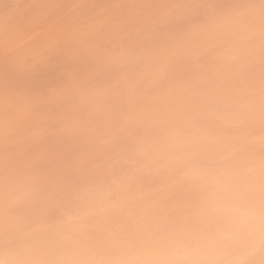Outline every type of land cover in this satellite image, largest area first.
Segmentation results:
<instances>
[{
    "label": "clouds",
    "instance_id": "obj_1",
    "mask_svg": "<svg viewBox=\"0 0 264 264\" xmlns=\"http://www.w3.org/2000/svg\"><path fill=\"white\" fill-rule=\"evenodd\" d=\"M259 5L264 12L260 0ZM240 19L245 21L243 14ZM57 37L43 61L16 63L24 78L8 79L0 72V89L21 92L39 103L74 84H108L98 133L120 132L111 145L74 141L75 148L89 151V157L75 168L66 167L67 142L63 140L52 142L53 159L28 167L21 161L18 197L12 200L11 192L0 187V264H261L259 226L255 254L249 255L246 246L235 248L214 241L221 222L201 214V200L191 209L178 211L154 204L144 195L161 181L179 175V170L154 171L158 160L168 155L204 168L202 177L195 181L204 194L213 190L211 181L222 166L247 179L241 175L245 162L228 142L232 130L224 118L235 105L195 86L174 89V82L185 78L186 72L173 64L162 71L161 58L146 65L120 60L106 63L71 36ZM144 47L145 42L133 45L137 53ZM41 64L49 65L50 75L29 79L28 74ZM260 134L264 135V127ZM208 135L221 139L210 143ZM138 145L149 151L139 156ZM132 159L139 163L124 162ZM260 176L261 169L254 178L256 184ZM113 202L118 206L113 207ZM255 204L259 214V196ZM37 209L45 213L46 230L32 227V214ZM85 213L90 214L84 216L83 226L65 222L69 216ZM17 216L24 217V222L17 227L15 237L5 239V221ZM100 225L107 228L105 238L97 232ZM37 231L51 239L73 233L84 244L70 256L42 254L34 247ZM168 239L180 241L182 247L173 250Z\"/></svg>",
    "mask_w": 264,
    "mask_h": 264
},
{
    "label": "rangeland",
    "instance_id": "obj_2",
    "mask_svg": "<svg viewBox=\"0 0 264 264\" xmlns=\"http://www.w3.org/2000/svg\"><path fill=\"white\" fill-rule=\"evenodd\" d=\"M192 4L193 0H0V72L8 79L24 78L16 66L18 58L44 45L53 36H71L102 59L115 57L122 62L128 60L142 64L153 58L162 59L171 47L183 46L190 55L179 61L169 58L173 65H179L186 72L185 78L174 82L173 88L179 90L195 85L198 90L225 103L235 104L246 98L252 105L249 118L244 123L228 124L232 130L228 142L233 152H238L239 158L245 162L241 175L254 182L261 169V161H264V141L260 134V128L264 127L260 117L261 90L264 88V12L259 0H208L200 7ZM240 14L246 21L240 19ZM137 42H145L140 53L133 49ZM193 55L199 59L194 60ZM50 73L49 65L41 64L28 74V78L42 79ZM108 87V84H74L49 94L39 103L21 92L0 89V135L3 133L0 136V187L11 192L12 200L18 196L16 185L21 178V161L28 167L32 163L53 159L50 155L34 160L38 152L52 154V142L47 138L26 140L19 136L20 130L37 122L47 126L68 117L86 119L94 109H99L102 116L103 95ZM9 96L16 104L32 106L28 110L12 111L5 102ZM10 123L15 129L11 136L6 135L4 128ZM25 157L31 159L25 160ZM144 195L165 209L183 211L193 208L198 200H202L204 193L193 182L175 184L164 180ZM23 222L22 216L7 219L4 223L6 236L14 237L17 227ZM45 223V213L35 210L32 227L46 230L48 224ZM97 232L102 238L108 235L105 225L98 226ZM36 234L34 245L37 239L39 241L34 247L39 248V252L42 250V254L64 252L70 256L84 244L83 239L73 233L56 239L47 238L41 231ZM204 239H207V234H204ZM236 241L232 247L243 248L247 243L244 237ZM168 243L175 249L182 247L178 240L168 239ZM246 250L250 251L251 245Z\"/></svg>",
    "mask_w": 264,
    "mask_h": 264
},
{
    "label": "snow or ice",
    "instance_id": "obj_3",
    "mask_svg": "<svg viewBox=\"0 0 264 264\" xmlns=\"http://www.w3.org/2000/svg\"><path fill=\"white\" fill-rule=\"evenodd\" d=\"M134 2V0H132ZM208 0H193V7H200ZM262 7H264V0H260ZM58 37L53 36L44 45L38 46L30 50L28 53L18 58V63H33L34 61L44 60L47 51L54 47L57 43ZM190 55L186 52L183 46H174L167 50L162 58L161 70H167L172 63L169 58H176L182 60ZM106 63H112L118 59L115 57L104 58ZM193 59L197 60L198 57L193 55ZM179 66V65H177ZM33 101H36L33 98ZM9 109L12 111L28 110L31 104L19 105L16 104L12 97L9 96L5 101ZM235 107L224 114L227 124L231 123H244L252 111V105L247 99L241 100L239 103L234 104ZM99 109H94L93 112L86 118L68 117L59 122L50 123L44 126L40 123H33L20 130L19 136L26 140L47 138L50 142L56 140H63L67 143L65 148L68 152V159L66 167L71 169L79 165V163L89 157V151L83 147L75 148L74 141L80 144H87L89 142H98L102 145H111L115 142L120 130L99 135L98 124L101 118ZM261 123L264 126V88L261 90ZM106 121L107 117L104 118ZM6 135L15 134V129L11 125L5 129ZM221 137L219 135H208L207 140L210 143H218ZM264 141V135L261 137ZM149 151L145 146L138 145L137 153L143 156L145 152ZM51 153L38 152L33 157L34 160L50 156ZM231 155V154H229ZM125 163L137 164V159L125 160ZM168 170L175 172L179 170V175L171 181L175 184H185L195 181L202 177L204 168L196 163H188L176 155H168L158 160V166L154 171ZM92 171V170H90ZM211 183L214 185L212 191L203 195L201 200L200 211L201 214L212 219L219 220L221 223L218 225L214 233V241L222 243L226 246H232L233 243L240 237H244L247 241L246 247L251 245V250L248 251L249 255L255 254L256 244V229L259 226V247L261 250V264H264V161L261 164V176L259 184L251 182L247 179H242L230 167L222 166L220 173L213 178ZM259 196L260 212L256 211V198ZM113 207L118 206L115 202ZM69 216L66 218V223L83 226L82 221L85 215ZM245 264V262H242Z\"/></svg>",
    "mask_w": 264,
    "mask_h": 264
},
{
    "label": "bare ground",
    "instance_id": "obj_4",
    "mask_svg": "<svg viewBox=\"0 0 264 264\" xmlns=\"http://www.w3.org/2000/svg\"><path fill=\"white\" fill-rule=\"evenodd\" d=\"M244 2V1H243ZM256 4V3H255ZM245 10H247V9H245ZM233 11L235 12V10L233 9ZM253 11V10H252ZM237 12H238V10H237ZM236 12V13H237ZM231 13V12H230ZM244 13V12H243ZM220 14V13H219ZM247 14V13H246ZM231 15V14H230ZM239 15V14H238ZM237 15V16H238ZM240 16H241V14H240ZM245 17V16H244ZM249 18V17H248ZM211 21V20H210ZM245 21H246V19H245ZM249 21V20H248ZM252 21H253V19H252ZM251 21V22H252ZM250 22V21H249ZM256 22V21H255ZM211 23V22H210ZM222 23V22H221ZM239 23V22H238ZM237 23V24H238ZM243 24V23H242ZM255 24V23H254ZM259 24V23H258ZM239 25V24H238ZM251 25V24H250ZM175 26V25H174ZM260 26V25H259ZM177 27V26H176ZM198 27V26H197ZM242 27V26H241ZM253 27V26H252ZM226 28V27H225ZM259 28H261V27H259ZM239 29V28H238ZM169 30V29H168ZM190 30V29H189ZM202 30V29H201ZM235 30V29H234ZM257 30H259V29H257ZM216 31V30H215ZM214 31V32H215ZM260 31V30H259ZM178 32V31H177ZM243 32V31H242ZM250 32V31H249ZM209 33V32H208ZM234 33V32H233ZM247 33V32H246ZM256 33V32H255ZM197 34V33H196ZM199 34V33H198ZM240 34V33H239ZM184 35V34H183ZM199 35H201V34H199ZM262 35V34H261ZM205 36V35H204ZM186 37V36H185ZM242 38V37H241ZM240 38V39H241ZM245 38H246V35H245ZM201 39V38H200ZM247 39V38H246ZM139 40V39H138ZM208 40V39H207ZM207 40H205V41H207ZM254 40V39H253ZM255 40H257V39H255ZM177 41V40H176ZM217 41V40H216ZM218 41H220V40H218ZM237 41V40H236ZM187 42V41H186ZM221 42V41H220ZM228 42V41H227ZM231 42V41H230ZM258 42V41H257ZM251 43V42H250ZM218 44V43H217ZM175 45H177V44H175ZM227 45V44H226ZM225 45V46H226ZM206 46H208V45H206ZM256 46V45H255ZM216 47V46H215ZM160 48V47H159ZM188 48V47H187ZM217 48H218V46H217ZM223 48H224V46H223ZM231 48V47H230ZM148 49V48H147ZM207 49H209V48H207ZM214 49V48H213ZM245 49V48H244ZM257 49H259V48H257ZM256 49V50H257ZM262 49H264V48H262ZM261 49V50H262ZM150 50V49H149ZM211 50V49H210ZM252 50V49H251ZM254 50V49H253ZM106 51V50H105ZM104 51V52H105ZM221 51V50H220ZM247 51H248V49H247ZM255 51V50H254ZM212 52V51H211ZM232 52V51H231ZM256 52V51H255ZM257 52H260V51H257ZM107 53H109V51H107ZM112 53V52H111ZM116 53V52H115ZM127 53V52H126ZM244 53V52H243ZM242 53V54H243ZM215 54V53H214ZM231 54V53H230ZM209 55V54H208ZM261 55V54H260ZM257 56V55H256ZM129 57V56H128ZM145 57V56H144ZM161 57V56H160ZM238 57V56H237ZM240 57V56H239ZM146 60V59H145ZM128 61V60H127ZM171 61V60H170ZM179 61V60H178ZM141 63V62H140ZM230 63V62H229ZM222 64V63H221ZM220 64V65H221ZM237 64V63H236ZM243 64V63H242ZM146 65V64H145ZM235 68V67H234ZM241 69V68H240ZM199 79V78H198ZM211 84V83H210ZM195 86V85H194ZM244 86V85H243ZM190 87H192V86H190ZM224 86H222V88H223ZM175 89V88H174ZM208 89H210V88H208ZM202 90V89H201ZM228 92V91H227ZM208 93V92H207ZM104 96V95H103ZM255 97V96H254ZM227 99V98H226ZM246 99V98H245ZM250 99V98H249ZM233 102V101H232ZM89 103V102H88ZM255 103H257V102H255ZM94 106V105H93ZM96 106V105H95ZM89 113V112H88ZM2 115V114H1ZM8 125V124H7ZM1 126H3V125H1ZM1 128V127H0ZM5 129H6V126L4 127ZM1 130H3V129H1ZM2 135H0V136H3V133H1ZM233 140V139H232ZM261 142V141H260ZM240 144V143H239ZM252 144H254V143H252ZM232 147V146H231ZM246 147V146H245ZM255 147V146H254ZM242 148V147H241ZM245 149V148H244ZM239 150V149H238ZM263 150V149H262ZM245 151V150H244ZM256 151V150H255ZM258 151V150H257ZM253 152V151H252ZM238 153V152H237ZM243 153V152H242ZM255 153H257V152H255ZM258 154V153H257ZM249 155H251V154H249ZM256 155V154H255ZM244 156V155H243ZM257 156V155H256ZM245 157H246V155H245ZM257 157H259V156H257ZM253 158H254V156H253ZM256 160H257V158H255ZM259 159V158H258ZM262 159V158H261ZM260 159V160H261ZM243 160V159H242ZM253 160V159H252ZM263 160V159H262ZM249 161V160H248ZM255 161V160H254ZM247 162V161H246ZM262 162V161H261ZM253 163H255V162H253ZM258 164H259V162H258ZM249 165H250V163H249ZM254 166V165H253ZM260 167V166H259ZM255 168V167H254ZM253 169V168H252ZM258 170V169H257ZM255 171V170H254ZM8 172V171H7ZM254 173V172H253ZM257 173V172H256ZM243 174V173H242ZM245 175V174H244ZM252 179H253V177H252ZM252 182V181H251ZM191 183V182H190ZM15 184V183H14ZM188 194H189V192H188ZM14 195H16V193L14 194ZM18 197V196H17ZM14 198H16V197H14ZM195 201V200H194ZM194 203V202H193ZM35 214H37V213H35ZM46 221V220H45ZM37 222V221H36ZM42 222V221H41ZM40 222V223H41ZM46 224V223H45ZM33 225V224H32ZM47 225V224H46ZM42 226V225H41ZM40 227V226H39ZM5 228V227H4ZM102 228V227H101ZM44 229V228H43ZM42 229V230H43ZM45 230V229H44ZM11 231V230H10ZM100 231V230H99ZM13 232V231H12ZM37 232H39V231H37ZM104 232H105V230H104ZM5 234V233H4ZM14 234V233H13ZM42 234V233H41ZM44 234H46V233H44ZM10 235H12L11 233H10ZM36 235H38V234H36ZM41 236V235H40ZM4 237H5V239H6V237L7 238H9V236L7 235L6 236V234L4 235ZM12 237H13V235H12ZM11 237V238H12ZM15 237V236H14ZM35 237V236H34ZM38 237V236H37ZM43 237V236H42ZM47 237V236H46ZM63 238H64V236H63ZM44 239V238H43ZM34 240V239H33ZM60 240H62V239H60ZM66 240V239H65ZM76 240V239H75ZM174 240V239H173ZM238 240V239H237ZM38 239L36 240V245H38ZM81 241V240H80ZM65 242V241H64ZM237 242V241H236ZM34 243H35V240H34ZM41 243V242H40ZM47 243V242H46ZM50 243V242H49ZM80 243H82V242H80ZM235 243V242H234ZM53 244V243H52ZM61 244V243H60ZM36 245H34V246H36ZM44 245V244H43ZM77 245V244H76ZM80 245V244H79ZM179 245V244H178ZM65 246V245H64ZM42 247V246H41ZM244 247V246H243ZM39 249V248H38ZM48 249V248H47ZM59 249V248H58ZM173 249H175V248H173ZM248 250V249H247ZM54 251V250H53ZM63 251H65V249L63 250ZM71 251V250H70ZM215 251V250H214ZM41 252H42V250H41ZM47 252V251H46ZM43 253V252H42ZM51 253V252H50ZM59 253V252H58ZM64 253V252H63ZM62 253V254H63ZM68 253V252H67ZM47 254V253H46Z\"/></svg>",
    "mask_w": 264,
    "mask_h": 264
}]
</instances>
